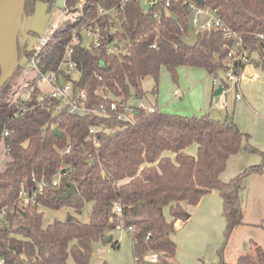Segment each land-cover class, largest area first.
<instances>
[{"label": "trees", "instance_id": "trees-1", "mask_svg": "<svg viewBox=\"0 0 264 264\" xmlns=\"http://www.w3.org/2000/svg\"><path fill=\"white\" fill-rule=\"evenodd\" d=\"M38 2L47 6V13L52 12L55 0H26L21 20L34 14ZM80 2L81 9L77 8ZM120 2L66 0L65 10L77 8V18L59 23L37 55L28 43L22 47V56L34 57L42 72L58 71L59 83L70 82L74 96L85 90L92 110L79 114L60 99L45 97L40 101L42 91L36 79L27 80L30 94L24 99L23 63L0 89V155L7 149L0 164V208L15 201L23 184H32L33 174L49 178L61 165L71 167L64 170L58 186L40 196L41 205L55 210L69 206L81 213L86 202H92L88 221L70 215L71 219L44 225L40 207L7 213L0 221V257L7 264H93L94 243L106 238L112 242L111 231L120 222L133 226L128 233L136 264H154L147 259L153 254L158 255L156 264H176L175 223L186 220L187 206H196L212 190H218L223 199L224 246L219 249V261L201 258L199 264H229L225 248L235 229L246 224L241 187L250 175L264 174V150L251 144V135L234 120L222 121L210 113L165 112L151 102L154 112L133 105L135 123L127 124L117 120L109 104L143 98L146 76L154 78L153 92L158 94L163 66L175 82L180 66L205 68L209 73L225 68L227 50L220 30L198 32L194 47L181 41L191 24V2L216 10L217 16L259 52L264 64V40L259 36L264 34V0H171L160 19L154 17L155 6L147 10L141 0H128L117 13H100L101 8L110 10ZM92 21L102 29L101 46L89 47L81 36L72 54L78 77L67 69L59 70L74 31L81 34V28ZM29 33L38 35L32 30ZM109 41L118 42L120 49L109 52ZM101 103L106 105V113L97 110ZM102 125L108 130L93 134L97 144L86 139L91 127ZM6 129L9 134L4 136ZM193 145L197 146L196 154L189 151ZM242 149L261 155L262 162L223 180L228 160ZM71 182L77 187V199H59ZM118 202L120 218L115 211ZM167 209L171 220L165 215ZM113 247H118L117 241ZM231 264H264V249L255 243L254 252Z\"/></svg>", "mask_w": 264, "mask_h": 264}, {"label": "rangeland", "instance_id": "rangeland-1", "mask_svg": "<svg viewBox=\"0 0 264 264\" xmlns=\"http://www.w3.org/2000/svg\"><path fill=\"white\" fill-rule=\"evenodd\" d=\"M141 1L144 8L147 9L148 2L146 0H141ZM54 7H55L54 14L48 15L47 11L44 12L43 15H48V17L46 16V19H44L41 14V15H37V17H35L36 18L35 20L31 18L30 19L27 18L23 22L20 21L17 26L18 53H19L20 61L25 66V72H26L25 73L26 79H23L22 81L24 86L22 97L24 99H26L30 94L28 88H26L28 84L27 80L29 79L30 80L36 79L40 87L47 88L45 85L41 83L38 71L32 70L33 63L29 59L25 58V56H22V46L25 42L26 35L28 34V32L25 33V29L28 28L29 25H35V24H37V26L40 27L41 29V34L39 36H36L35 38L30 37L29 39H27L29 42V46L31 47L37 40L40 41V38L49 36L50 29L51 27H53V25L56 26L66 19L75 20L78 16L77 8H79V5L77 8L70 10L69 13H64L65 7L62 0H56ZM47 20H49L50 23L47 22ZM87 38H85L86 39L85 44H89L91 41L90 38L88 39ZM72 73L74 77H78V72H76V70H72ZM222 76L225 77V73L223 71L220 72L219 77ZM209 85H210V89H209ZM142 86L146 92V95L141 99L135 97L129 98V100L127 101L129 104L138 105L141 101H143L150 105L151 102L156 103V101H158L161 110L175 114L201 115L204 114L205 112L208 113L212 110H216V103L220 101L221 98H223L222 95L213 96V90H212L213 77L205 68H200V67L180 66L178 68L177 82L173 80L168 69L165 66L162 67L160 71V78L158 84V100H157V94L153 92L155 87V80L152 76H146L142 81ZM218 86L219 83L217 82L216 87ZM177 88H181L182 90L185 91L188 90L186 99L179 100L174 98L173 92ZM234 93H235L234 90L233 91L229 90V93L225 95L229 100V102L234 100ZM218 108H219V104H218ZM219 115L220 116L217 115L213 117L222 121L227 119L234 120V122L236 123L231 108H228V115L226 114H219ZM250 142L251 144H253L252 141ZM196 149L197 146L193 145L189 148V151L192 150L191 153L196 154ZM1 160L4 161V151L1 152L0 161ZM263 165H264V161H263ZM248 189L249 186L247 190ZM242 205L243 207H247L249 209L248 210L249 220H248V224H244L239 228L235 229L229 240L228 245L225 248V260L229 264L236 262L239 256L247 252H254L255 243H257L264 249V194L261 192V188L258 184H254L252 186L249 201L248 198H244L242 201ZM91 209H92V202H86L85 207L81 213H77L73 207H69V206H64L59 210L42 206L41 210L44 211L43 224L47 225L55 220H64L70 215H76L81 220L88 221ZM169 214H170L169 209H167L166 215L170 216ZM3 216H4L3 214L0 215V221H2ZM249 221H253V222H249ZM225 225L226 224H224V227L222 226L223 229H222L221 243L215 249V260L208 259L207 262L219 261L220 259L219 249L224 246ZM112 235H113V241L116 238L119 239V247L117 248L112 247L113 245H111L110 243L113 244V241L112 242L99 241V243H96L94 245L95 249L93 253V261H94L93 264L94 263L103 264L104 261L105 262L107 261L109 264H136L133 256L131 235L128 233V231L124 228H120V229L117 228L114 229ZM182 259L185 258L182 257ZM174 260L173 261L176 264H180L179 263L180 261L178 260L177 256H175ZM187 264H198V262L195 263V260L188 259Z\"/></svg>", "mask_w": 264, "mask_h": 264}, {"label": "built area", "instance_id": "built-area-1", "mask_svg": "<svg viewBox=\"0 0 264 264\" xmlns=\"http://www.w3.org/2000/svg\"><path fill=\"white\" fill-rule=\"evenodd\" d=\"M128 0H121L118 6H115L113 9H100V13L108 14L110 11H115L116 13L119 10H123L125 3ZM148 2L147 10L155 6L156 9L154 10V17L156 19H160L161 12L167 11L171 5V0H146ZM79 8H82V2L79 4ZM77 5V7H78ZM190 26L195 30V32H210L212 30H220L223 33L225 42L223 47L227 50V58L225 60V68L220 69L218 71H223L225 73V79L222 84V87L226 90L228 89H237L240 85L241 74L243 71V67L253 60V50L249 47L243 37L238 34L237 32L233 31L229 25H227L219 16L216 14V10L208 6H202L200 4H196L194 2L190 3ZM70 10L66 9L65 13H69ZM56 26L51 27L50 34H52L55 30ZM81 36L83 39L90 38V43L87 44L89 47H99L102 44V40L104 38L102 34V29L97 22H90L88 25H85L81 28V34H78V30H75L72 36L70 43L68 44L65 52L64 59L59 65V70L67 69L72 71L76 68L77 63L73 60V45L79 43L81 41ZM262 40H264V34L259 35ZM36 36H32L31 38H35ZM87 38V39H88ZM48 36L44 38H40V41L37 40L31 49L34 50V55L40 51L41 47L47 42ZM86 40V39H85ZM155 44H152V47H155ZM106 47L109 52H117L120 49L118 42H107ZM33 63V68H37L39 73V77L41 83L45 85L47 88L40 87L42 91V95L40 96L39 100H43V98H55L60 99L65 102L70 111L76 112L79 114H84L92 110L90 103L88 101L87 95L85 90H82L78 96H74L73 94V87L70 82L66 83H59V74L58 71L50 70L48 72H42L33 58L29 59ZM217 71V72H218ZM216 73V72H215ZM177 96H182L181 92H175ZM236 97L238 99L242 98V93L237 92ZM137 106L146 109L149 112H154L156 107L153 105H149L143 101H141ZM134 106L125 103L119 104L117 101H112L109 104V110L115 115L117 120L126 122L127 124H134ZM95 110V109H93ZM106 113V105L101 103L99 108L97 109ZM108 130L107 125H102L100 128L91 127L89 130V135L86 139L94 141V143H98L97 139L93 137V134L97 132V130ZM9 131L6 129L4 131V136H7ZM7 151L6 147L4 148V153ZM66 152H70V148L66 149ZM2 160L0 161L1 164ZM71 165H61L59 170L51 177L47 178L43 176L41 178L36 177L33 174L32 176V184L27 186L23 184L19 189L18 196L15 201L11 204L5 205L0 208V215H4L2 220L5 219V215L7 213H19L22 210H25L28 207H42L40 203V196L45 193V191L50 187L58 186L62 180L64 170L70 168ZM115 211L118 214V218H120L122 213V207L120 203L115 204ZM117 228H124L128 232L133 231V226L126 227L122 222L118 224ZM149 262L156 264L158 261V255L153 254L149 258H147ZM0 262L3 264H7L5 259L0 257Z\"/></svg>", "mask_w": 264, "mask_h": 264}, {"label": "crops", "instance_id": "crops-1", "mask_svg": "<svg viewBox=\"0 0 264 264\" xmlns=\"http://www.w3.org/2000/svg\"><path fill=\"white\" fill-rule=\"evenodd\" d=\"M62 2L64 3L65 7L66 0H62ZM55 3L56 0L54 2V6ZM46 7L47 6L44 3L38 2L36 5V10L30 18L35 20V17H37V15L42 14L43 18L46 19V16L48 17V15H52L55 13L54 7L52 12L47 13L48 15H43L44 12H46ZM47 22L50 23L49 20H47ZM29 30L37 32V36L41 34V29L37 26V24L29 25L28 28L25 29V33ZM252 57L253 60L243 67L238 90H226L222 87L224 77H219L221 71L210 73L213 77V96L222 95L223 98H221V100L216 103V110H212L208 113H210L212 116H220L219 114L228 115V108H231L232 114L234 115V119L239 128L243 132L252 135L251 141L253 142V144L264 150V64L262 63L263 59H261L258 51H254ZM217 82L219 83L218 87L223 88V92L221 94L215 95L214 92L218 88L216 87ZM229 90L235 91L234 100L231 102H229V100L225 96L227 95V93H229ZM175 92H181L182 96H177ZM237 92L242 93L241 99H238L236 97ZM173 93L175 99L183 100L186 99L188 90L185 91L181 88H177ZM156 103L159 106V102L156 101ZM190 152H192V150H190ZM261 161V155L257 153H249L246 150L242 149L237 154L230 157L227 163V168L221 174V178L227 181L236 176L238 173L242 172L246 167L253 164H258ZM254 184H258L261 188V192L264 194V174H252L244 180L240 191L241 202L244 198H248L249 201L251 188ZM248 186L249 189L247 190ZM222 209L223 199L218 190H212L210 193L202 197V199L196 206H187L190 217L186 220L176 221L175 225L177 231L172 235L173 239L178 245L176 256L180 261V264H187L188 259L195 260V263L198 262V264L201 258L206 261L208 259L215 260V249L221 243L222 229L224 227V224H226L225 218L222 214ZM248 210L249 209L247 207H243L244 220L246 224H248L249 220ZM166 213L167 210H165V215ZM166 217L168 220L172 219L171 215H166ZM113 231L114 230H112L111 233H113ZM114 241L118 242L119 247V239L116 238ZM96 243H94V245ZM110 244L113 245L112 243ZM94 249L95 246H93V253ZM182 257L185 259H182ZM93 262L94 261L92 255V263ZM0 264L3 263L0 262Z\"/></svg>", "mask_w": 264, "mask_h": 264}, {"label": "water", "instance_id": "water-1", "mask_svg": "<svg viewBox=\"0 0 264 264\" xmlns=\"http://www.w3.org/2000/svg\"><path fill=\"white\" fill-rule=\"evenodd\" d=\"M25 1L26 0H0V89L12 78L18 66L22 63L18 53L17 26L20 21L23 22L25 20H21ZM198 1L204 3V0ZM32 36L34 35L30 34L28 31L23 46L26 43L29 45L27 39ZM198 40V33L195 32L191 26L188 28V35L181 39V41L189 47L196 46ZM29 48L31 47L29 46ZM222 92L223 88L218 87L214 93L218 95ZM55 132L58 136H61L58 128H55ZM77 196V187L71 182L65 192L58 195V198L67 199L69 197H74L77 199ZM187 217H190L189 213H187ZM69 219H71V216H69ZM108 240L109 239L106 238L105 241L107 242Z\"/></svg>", "mask_w": 264, "mask_h": 264}]
</instances>
